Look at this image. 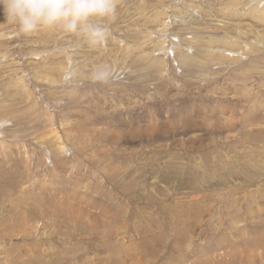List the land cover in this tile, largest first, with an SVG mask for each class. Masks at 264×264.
I'll return each instance as SVG.
<instances>
[{"label":"rangeland","instance_id":"374dc122","mask_svg":"<svg viewBox=\"0 0 264 264\" xmlns=\"http://www.w3.org/2000/svg\"><path fill=\"white\" fill-rule=\"evenodd\" d=\"M108 26L0 6V264H264V0H119Z\"/></svg>","mask_w":264,"mask_h":264},{"label":"clouds","instance_id":"9594fccd","mask_svg":"<svg viewBox=\"0 0 264 264\" xmlns=\"http://www.w3.org/2000/svg\"><path fill=\"white\" fill-rule=\"evenodd\" d=\"M119 0H0L6 20L30 35L59 28L82 38L90 46H102L110 35L109 23L117 16ZM103 69L97 77L103 78Z\"/></svg>","mask_w":264,"mask_h":264},{"label":"bare ground","instance_id":"6f19581e","mask_svg":"<svg viewBox=\"0 0 264 264\" xmlns=\"http://www.w3.org/2000/svg\"><path fill=\"white\" fill-rule=\"evenodd\" d=\"M180 62L182 63V67L185 68V67H188V66H197L198 63L197 61L191 57H187V56H182L181 59H180ZM252 114V113H251Z\"/></svg>","mask_w":264,"mask_h":264},{"label":"crops","instance_id":"0c3cea01","mask_svg":"<svg viewBox=\"0 0 264 264\" xmlns=\"http://www.w3.org/2000/svg\"><path fill=\"white\" fill-rule=\"evenodd\" d=\"M244 102H246V99H245V98H242V100H241V104L244 105ZM259 105H261V104H259Z\"/></svg>","mask_w":264,"mask_h":264}]
</instances>
